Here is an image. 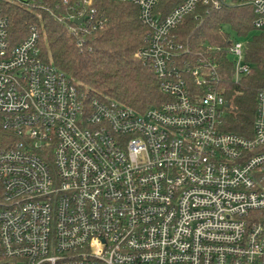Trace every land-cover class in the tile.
Listing matches in <instances>:
<instances>
[{
	"label": "built area",
	"instance_id": "obj_1",
	"mask_svg": "<svg viewBox=\"0 0 264 264\" xmlns=\"http://www.w3.org/2000/svg\"><path fill=\"white\" fill-rule=\"evenodd\" d=\"M113 1L148 28L135 56L162 97L143 111L45 63L37 27L9 43L0 10V264H264V88L252 133L222 131L227 72L173 34L232 2L264 30V0H181L166 14L160 0ZM42 9L74 36L106 22L91 0ZM243 49L227 48L232 82L250 70Z\"/></svg>",
	"mask_w": 264,
	"mask_h": 264
},
{
	"label": "trees",
	"instance_id": "obj_2",
	"mask_svg": "<svg viewBox=\"0 0 264 264\" xmlns=\"http://www.w3.org/2000/svg\"><path fill=\"white\" fill-rule=\"evenodd\" d=\"M0 0V10L8 18L9 43L18 44L35 26L39 33L40 58L67 74L80 90L94 97L119 101L125 106L143 111L160 102L159 85L152 70L135 53L146 45L148 28L139 22V11L130 3L113 0H91L106 18L104 28L90 35L74 36L68 31L71 21L59 23L50 12L68 14L79 0ZM181 0H160L158 11L163 14ZM27 3V4H22ZM59 5L57 8L56 6ZM28 7L34 11L30 12ZM208 9V8H207ZM206 13L200 7L188 15L173 34L191 50L209 55L219 68L227 72L223 81L225 100L222 131L248 137L252 133L256 93L264 88V30L253 27V11L249 6L232 2ZM238 37L255 34L244 45L248 74L232 82L231 63L227 48L233 42L225 29ZM81 41L80 46L77 43ZM223 72V71H222Z\"/></svg>",
	"mask_w": 264,
	"mask_h": 264
},
{
	"label": "rangeland",
	"instance_id": "obj_3",
	"mask_svg": "<svg viewBox=\"0 0 264 264\" xmlns=\"http://www.w3.org/2000/svg\"><path fill=\"white\" fill-rule=\"evenodd\" d=\"M228 2H230V0H227ZM28 10H30V12H33L35 10H33L32 8L28 7ZM225 31L229 34V37L232 41H238V42H241L243 43L244 45L247 43V41L250 39V36L254 35L255 33L254 32H251L249 33V35H247L246 37H238L236 36V34L230 30L229 28L225 29Z\"/></svg>",
	"mask_w": 264,
	"mask_h": 264
},
{
	"label": "water",
	"instance_id": "obj_4",
	"mask_svg": "<svg viewBox=\"0 0 264 264\" xmlns=\"http://www.w3.org/2000/svg\"><path fill=\"white\" fill-rule=\"evenodd\" d=\"M81 20H82V18H79L78 20H74L73 23H75L77 25L80 23Z\"/></svg>",
	"mask_w": 264,
	"mask_h": 264
}]
</instances>
